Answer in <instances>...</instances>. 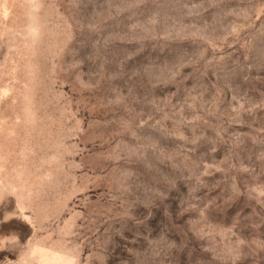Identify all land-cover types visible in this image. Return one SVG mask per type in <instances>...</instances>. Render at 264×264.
<instances>
[{
  "label": "rangeland",
  "instance_id": "rangeland-1",
  "mask_svg": "<svg viewBox=\"0 0 264 264\" xmlns=\"http://www.w3.org/2000/svg\"><path fill=\"white\" fill-rule=\"evenodd\" d=\"M0 264H264V0H0Z\"/></svg>",
  "mask_w": 264,
  "mask_h": 264
}]
</instances>
